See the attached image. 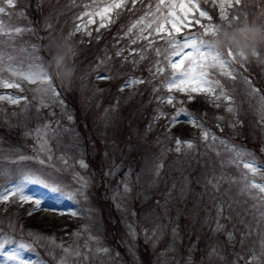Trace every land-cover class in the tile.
Wrapping results in <instances>:
<instances>
[{"label":"rangeland","instance_id":"1","mask_svg":"<svg viewBox=\"0 0 264 264\" xmlns=\"http://www.w3.org/2000/svg\"><path fill=\"white\" fill-rule=\"evenodd\" d=\"M71 1L15 0V7L3 5L13 14L11 17L3 15L5 24L13 29H23L19 34L11 32V39L0 37L5 41L0 44V49L16 58L13 63L22 62L26 68L35 57H41L39 62L45 64L47 57H51L50 42L59 40L73 48L72 64L77 70L70 88L55 83L60 95L48 101L47 107L32 99L27 82L8 72L3 73L5 82L21 83L24 91L0 86V96L27 97V103L21 100L19 104H12L7 99L0 100V172L10 173L11 180H16L21 170H36L51 187L60 189L54 192L51 187L30 184L26 186L25 194L33 198L31 201L21 203L13 196L9 202L0 203V240L6 237L11 241L3 251L9 252L20 243L31 245V251L23 252V258L32 264H142L143 254L147 251L151 255L148 264H252L253 256L258 258L259 264H264V255H261L264 217L260 215V208L254 207L258 200L241 192L245 174L248 181L264 183V123H261L259 111L264 92L252 84L249 77L240 86L242 95L250 101L249 111L257 117L249 134L253 140L261 138L253 141L255 147L237 142L228 134L221 137L219 133L208 131L198 124L187 107L193 102V99L189 102V95L194 98L207 93H181L175 89L169 92L161 87L170 70L164 56L156 55L155 45H149V41L155 40L156 33L153 32L146 42L142 38L136 39L141 35L136 30L133 39L136 42H128L148 53L146 62L155 75L148 77L143 71L134 72L123 63L115 64L110 51L105 59L92 56L86 59L83 46L91 45L88 43L91 36L85 31L92 33L93 28H101V23L106 29L116 20L117 9H110L103 19L95 14L98 8L115 0H86L89 5L80 10ZM180 2L165 0L161 7L167 14V5ZM223 2L231 15L236 6L234 0L232 8L227 7L228 0ZM198 3L209 14L216 8L220 15V0L216 6L212 0H198ZM155 7L151 8L152 12ZM240 8L241 21L264 24V15L260 14L264 11V0H243ZM250 8L252 15L247 16ZM175 11L178 22L165 24V28L178 39L203 31L191 17L208 23L195 10L189 12L188 19L179 21L184 12L180 8ZM85 12L91 16H85ZM89 19L93 21L90 24ZM78 24L84 26L83 30L69 36ZM176 27L180 28L179 33L175 31ZM151 31L148 29L143 35ZM159 35L166 36V33ZM123 57L126 59L128 54ZM172 59L179 62L181 58L175 56ZM253 59L264 74V54ZM157 61L165 65L163 75L156 72ZM102 76L109 79L98 78ZM210 78L219 80L228 94L233 88L227 86L228 80L233 79L219 71L210 70ZM139 80L144 83L135 82ZM154 88H160V91H154ZM253 88L258 92L253 93ZM74 92L77 96L72 101L66 93ZM168 96L174 98L172 105L166 103L173 112L150 114L148 106H154L150 99L154 98L155 105H161L159 97ZM79 104H83L91 116L96 113L92 124H82L75 107ZM126 108L136 111L129 116ZM181 108L184 111L181 112ZM46 126L52 129L44 136L52 160L43 166L38 159L18 161L21 155L47 160V153L40 152L38 143V132L43 135ZM205 130L209 134L208 140L203 138ZM93 131L99 138L100 148L96 146ZM173 131L176 136L172 137ZM213 135L217 137L216 141L211 140ZM177 139L181 141L179 145ZM220 140L243 150L246 155L237 160L230 159L234 154L226 150ZM185 141H191L193 147L187 148ZM86 144L90 145L88 150L92 154L101 151L105 162L103 173L96 161L95 167L87 162ZM133 157L139 163L132 162ZM64 160H67L66 164ZM244 162H253L258 170L253 173L245 169ZM125 185L131 190L126 192ZM11 187L10 179L0 175V193ZM36 199L41 201L39 208L34 204ZM152 199L156 204L153 210L148 206ZM100 200L111 209L106 204L101 206ZM180 217L185 219L184 224ZM246 232L251 235H245ZM222 234H225L223 241L220 240ZM65 248L72 251L66 253ZM77 251L80 256L75 255ZM0 264H5L2 257Z\"/></svg>","mask_w":264,"mask_h":264},{"label":"snow or ice","instance_id":"2","mask_svg":"<svg viewBox=\"0 0 264 264\" xmlns=\"http://www.w3.org/2000/svg\"><path fill=\"white\" fill-rule=\"evenodd\" d=\"M136 0H133V4H135ZM4 3H6L9 7H15V0H0V37L2 36H9V39H11L10 33L15 32L16 34H19L23 31L20 27H15L14 29L11 28L9 25H6L3 20V15H8L11 17L13 15L12 13H8L3 6ZM165 0H159V3L155 7V12L151 11V5H149V13H146L145 16L138 19L135 23L131 25V27L128 29V32L131 33L132 29L137 28L138 25H143V28L140 29L141 35H138L136 39H144L148 40L149 36L152 35V33H156L158 38L160 40H163V45L156 47L154 50L156 52L157 56H164L166 63V66L170 68L172 71L168 74V77L164 81L161 82V87L166 88L167 91L172 92L173 89H175L178 92L181 93H191V92H204L209 95H213L216 93L217 89H219V94L215 95V100L219 101L221 98H223L226 101H230L231 97L229 96L228 92L224 89V87L221 85L219 80H214L210 78V70H216L219 71L221 75L236 79L235 76V68L233 67L234 64H239L241 68L245 67V64L248 61H240L237 59L236 55L232 52L231 48H228L225 51H221L216 49L210 41L206 40L205 37L209 34V32H214L221 24H214L212 23L213 17L209 14V12L206 9H203L200 7L198 0H181V2L177 5L175 3H171L167 5V14H165L163 8L161 5H164ZM213 6L217 5V0H212ZM234 4L236 6H241L243 4V0H234ZM125 0H115L110 5H106L103 8H98L96 11V15H100L103 19L104 14L107 13L110 9H119L124 7ZM228 8L233 7V0H228L227 3ZM176 8H180L183 10L184 14L183 16H180L178 19L179 21H183L185 19L189 18V12L192 10H195L199 12L200 17H204L208 23H202L201 20L197 17H191V19L194 21L195 25H200V27L203 29V31L196 32L190 35L183 36L182 38H177L176 35H173V33L165 28V24H176L178 22L176 17ZM238 12H242V9L239 7L237 8ZM219 12H220V19L224 23H231L233 21H237L240 19L239 15L233 14L231 18H229V15L227 11L225 10L224 2L223 0H220L219 3ZM158 13V15H157ZM119 13H117L118 15ZM261 15H264V11L260 13ZM85 16H91L89 12L84 13ZM149 16L151 19H149ZM246 19V17H245ZM147 21V22H146ZM93 21L89 19L88 23H92ZM155 26V27H154ZM191 26V25H189ZM50 27V26H49ZM100 27H104V24L101 23ZM84 26L82 24L76 25V27L73 29V31L69 34V36L74 35L76 32L82 31ZM151 29L152 31L149 32L148 35H143V32ZM98 30V29H97ZM175 31L177 33L180 32V28L176 27ZM165 32L166 36L159 35L160 33ZM85 34L88 36H91L92 33L90 31H85ZM136 40H133L132 43H135ZM5 41L0 40V44H4ZM155 43V41H149V45ZM35 45L32 46L33 50H35ZM71 51V48L69 49ZM187 50V51H185ZM73 55L75 53L73 52ZM117 56L121 55V52L116 53ZM175 56H179L181 59L179 62H174L172 59ZM260 52H258L255 56L259 57ZM16 58L10 54L6 55L3 49H0V86L6 87V88H15L21 92L24 91V88L22 87L21 83L12 81V82H5L3 73L8 72L12 77H17L18 80L27 82L28 84L35 83L34 75L35 73L32 72V69L35 68L39 70L41 66L43 65L41 61V57H35L34 62L32 64H29L26 68L23 66L22 62L19 63H13V61ZM141 59H144V56H141ZM185 60L187 63L185 64ZM7 61V62H6ZM157 64L159 65L156 68V72L160 75H163L165 72V65L161 64L160 61H157ZM184 65L183 70H181V66ZM155 75V73H154ZM100 79H109L107 76L98 77ZM48 82H51L50 80ZM137 83H144L143 80L135 81ZM123 90V89H121ZM154 91H160V88H154ZM252 92H258L256 89H252ZM60 93L56 89V87H53V96H59ZM7 99L12 104H19L21 100L25 101L27 103V97H11V96H0V100ZM173 97H159V100L161 103L166 102L169 105L173 104ZM193 97L191 95L188 96L189 102ZM262 103L260 105L259 111H260V120L261 123H264V96L261 97ZM182 103V102H180ZM43 107H47V104L41 105ZM217 107H219V104H216ZM180 111H184L183 108L180 109ZM228 112H234V108L229 106L227 107ZM160 115H163V113H160ZM179 115V112L177 113ZM159 117H157L158 119ZM71 119V117H69ZM219 119V118H218ZM175 121V117H173V122ZM238 123V121H237ZM52 130L48 129L46 126V130L41 135L38 132V143L40 144V152L47 153V160L38 158V157H29L21 155L18 157V161H28L32 159H38V163L43 166L47 163V161L52 160V155L50 154V150L47 148V139L44 138L46 136L47 131ZM222 130V129H221ZM203 138L205 140L209 139V134L205 130L203 131ZM212 141H216L217 137L212 136ZM220 144L226 146V150L230 151L234 155L230 157L232 160H237L242 158L246 153L241 149H236L233 145H228L226 141L220 140ZM176 143L179 145L181 141L179 139L176 140ZM186 144L187 148L191 149L193 147V143L191 141H185L183 142ZM177 151H180V148L177 147ZM63 159V158H61ZM16 161H13L15 163ZM65 164L67 163V160L63 161ZM82 166L83 163H82ZM160 166H158L159 168ZM243 167L245 169H250L253 173H255L258 168L257 166H254L253 162H244ZM159 174L157 170V175ZM0 175L7 176L10 179V182L13 184V187L6 188L3 193H0V203H7L10 200V197H16L17 200L21 203L31 201L33 198L30 196H27L25 194V188L27 185L30 184H41L45 187H51L47 182L46 179H42L41 175L42 173H38L36 170H30L25 169L21 170L19 174L16 177V180H11V174L6 172H0ZM247 174H245L244 183L241 188L242 193H247L249 196L253 197L254 199L258 200V205H254V207L260 208V215L261 217H264V183H257L253 181H248L246 179ZM18 181V182H16ZM258 190V192H254L252 190ZM51 190L56 192L60 191L58 187H51ZM131 189L125 185V191L128 192ZM82 194V192H81ZM34 204L39 208L41 201L39 199L34 200ZM32 213L30 212L29 215ZM75 215V213H73ZM29 235H32V233H29ZM245 235H251V232H246ZM229 238H232V234L229 233ZM54 242V241H53ZM11 243L9 239L6 237L3 240H0V257H2L5 261V264H32L31 261L25 260L23 258V252L25 251H31V245L20 243L17 247L12 249L9 252H4L3 249L5 248V245ZM262 252L261 255H264V241H262L261 244ZM64 252H71L72 250L69 248L63 249ZM103 251H107V249H103ZM76 256H80L81 253L79 251L75 252ZM87 259V257H84ZM247 264V262H246ZM252 264H259V260L256 256L252 257Z\"/></svg>","mask_w":264,"mask_h":264},{"label":"trees","instance_id":"3","mask_svg":"<svg viewBox=\"0 0 264 264\" xmlns=\"http://www.w3.org/2000/svg\"><path fill=\"white\" fill-rule=\"evenodd\" d=\"M51 1L56 3V2H60L61 0H51ZM71 3L74 5L75 8H78V10L82 9L84 5L86 6L89 5L88 1L86 0H76V1L72 0ZM158 3L159 0H136L135 4H133V0H125L124 7L115 10L116 12L114 17L117 15V13L119 14L117 15V18L114 22H110L111 24L109 23L108 25L109 27L107 26L108 28L104 29L103 27L101 28L96 27L92 29V35L88 39V43H91V45L89 46L88 44H84L83 46L84 51L82 53L85 56V58L88 59L89 56H92V57H99L105 59L106 56L110 55L109 53L110 51L112 53V59L115 64L123 63L125 67L128 66L130 70L134 72L143 71L148 77L153 75L154 71L149 69L148 62H146V59L149 56L148 53H144L145 51L142 47L128 44V42L130 43L134 39V35H136L135 31L138 30L140 32L142 26L138 25L137 28L132 29L131 33L128 32V29L131 27L133 23H135L138 19H140L142 16H144L146 13L149 12V5L154 7ZM238 7L240 8V6H235L234 7L235 10L231 13V15H229L230 18L233 14L239 15L240 19L237 20L236 22L241 21V16H240L241 12L237 11ZM251 8L248 10L247 16L252 15ZM254 9L256 10V7ZM212 10L213 11L210 12V15L212 13V17H213L212 23L223 24L224 22L220 19L218 10L216 8ZM149 19H151V17ZM126 22H129V24L127 25ZM257 24H262V23L257 22ZM111 37L113 40H110ZM154 41L155 43L151 44L150 46L155 45L156 48L158 46L163 45V40H160L158 36H156ZM92 46L94 48L91 49ZM150 46H148V48ZM118 51L122 52L120 56L116 55ZM41 52L44 54L43 50H41ZM259 52H260V56H262L264 54V49H261ZM126 54H128V57H126L125 59V57L123 56ZM142 55H144V61L141 59ZM48 57H47V61L50 59V56ZM257 65H258L257 61L252 58L245 64L244 68H241L239 64L237 66H233L235 68L234 74L236 76V79L228 80V85H227L229 86V88L233 87L232 90L229 91V96L231 97V101H226L222 98L219 101H216L215 95L219 94V89H217L214 95L204 94V95L194 96L193 102L188 103L189 105L187 107L190 109L191 115L194 116V119L198 121V124L202 128L206 127L208 128V131L212 130L215 133H219L221 134V137L228 134L237 142H242V143L244 142L245 145L251 144V146L254 147L256 146V143L254 142H257L259 139L261 140V138L259 137L257 140H253V138H251L249 134L252 129V126L255 125V120H257V117H253V114H251V111H249V108H251L249 106L250 101L246 99L244 95H242V92L240 91V86H242L241 84L246 83L247 78L249 77L250 82L252 84H255L261 91L264 92V74L262 73L261 67ZM236 82L239 84L237 85ZM223 85H224V81H223ZM66 95H68V98H70L71 100L73 98H76L77 96L75 92L73 94L66 93ZM106 100L107 99H105V101ZM150 102L154 105L153 108L151 107V104L148 106L151 109L150 114H158L160 111L167 112L168 110L173 112V109L170 106H168L166 102L162 103L161 105H155L154 98H151ZM217 103L219 104V107L216 106ZM229 106L234 108V112L227 111V107ZM75 107L77 109V113L80 114L82 124H86V125L92 124L91 122L93 121L94 117H96V113H94L91 116V114L84 109L83 104L76 105ZM126 109H127L126 114H128L129 116L130 113L136 111L131 108H126ZM100 110L102 109L100 108ZM82 114L84 115L82 116ZM92 135L95 138L94 141L96 143V146L99 148L102 147L99 142V138L96 137L95 135V131H93ZM171 135L172 137L174 135L176 136V131L171 132ZM186 135L187 134H185L183 137H186ZM152 136L153 133L151 134V137ZM89 147L90 145L88 144L85 145V148L87 149L85 153L87 162H89L93 167H95V164L97 163L98 164L97 167L102 172L104 170L102 166L105 165V162L102 161V157L100 155L102 154L101 151L100 154H98L97 152L92 154V152H89L88 150ZM135 160L136 157H133L132 162H134ZM94 161H96L95 164ZM100 190L101 192H103V188H101ZM151 192L154 191L151 190ZM153 201H155V199H152V201L148 202V206L152 210L156 208V204ZM99 203L101 206L106 204L102 200H100ZM106 206L111 209V207L108 206V204H106ZM181 221L183 224L185 223V219H183L182 217H180V222ZM191 238H193L192 235ZM236 239H238L237 236ZM220 240L222 241L225 240V234L220 235ZM225 248H226L225 251L228 252V247ZM143 256L145 259L143 260L142 264H148V262H150L151 255L147 251L145 254H143Z\"/></svg>","mask_w":264,"mask_h":264},{"label":"clouds","instance_id":"4","mask_svg":"<svg viewBox=\"0 0 264 264\" xmlns=\"http://www.w3.org/2000/svg\"><path fill=\"white\" fill-rule=\"evenodd\" d=\"M206 40L221 51L231 48L237 59L242 62L249 61L264 49V24L244 20L223 23L214 32H209ZM50 51V59L39 70L32 69L36 82L29 84V91L32 99L39 105L54 97L55 83L70 88L77 71L72 64L73 48L66 41H51ZM49 80L51 82H48Z\"/></svg>","mask_w":264,"mask_h":264}]
</instances>
